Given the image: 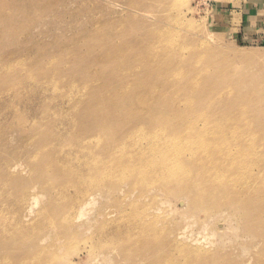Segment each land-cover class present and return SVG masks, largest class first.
Instances as JSON below:
<instances>
[{
	"label": "rangeland",
	"instance_id": "1",
	"mask_svg": "<svg viewBox=\"0 0 264 264\" xmlns=\"http://www.w3.org/2000/svg\"><path fill=\"white\" fill-rule=\"evenodd\" d=\"M247 2L0 0V264L259 262L242 195L214 190L220 167L227 187L264 185V40L233 17ZM200 171L208 213L167 202L176 179L192 206Z\"/></svg>",
	"mask_w": 264,
	"mask_h": 264
},
{
	"label": "bare ground",
	"instance_id": "2",
	"mask_svg": "<svg viewBox=\"0 0 264 264\" xmlns=\"http://www.w3.org/2000/svg\"><path fill=\"white\" fill-rule=\"evenodd\" d=\"M199 80H200V77H199ZM211 144H212V142H211ZM215 155H216V152L214 151V153H213V155L211 156L210 159L213 160ZM174 156H176L175 153H174ZM171 159H169V161H171ZM261 160H262V157L260 155L252 156V158L250 159V163L251 164H255V163L260 162ZM176 162H177V164H180V165H183V166H187L188 165V164H185V162H181V161H176ZM238 163L240 165H243V164H245V161H243V162L238 161ZM218 166L220 167L222 165H218ZM162 167L163 168L166 167V169H167V166L165 164ZM202 168H206V167L202 166ZM220 169L223 170L224 173L219 171V168H216L214 170V172H215V174L217 176L214 179V181H217V180H218V182L223 181V184H222V186L220 188L219 187H215L214 188V190H219L220 191L219 192V198H217V200L222 199V202H224V201L231 202L233 200V196H234L235 193H239V194L242 195V199L239 200V203L237 204L238 205L237 208L239 210H241V212L243 214V217L245 219L252 220V228H255L257 233H258L257 236L262 238V240H263V249H264V220H262L261 218H260L259 222L256 220V219L259 218L260 213H264V185L261 186V183H254V184L250 183L247 186H242V185L237 186V188L233 187V186H231V187L228 186L227 187L225 185L230 182V181H228V178H229L230 175H229V173H228V171L226 170L225 167H220ZM250 176L249 177L244 176V177L247 178L248 180H253V178L250 177ZM210 177H211L210 174L208 172H206V171H200L198 173V176H195V178L199 179V181L202 182V183L200 185H196L193 190H191V189L189 190L188 195L191 198V205L194 206V207L189 206V203H188L187 199L183 195V192L186 191L187 186H184V184H182V182H177L176 179H175V181H176L175 186H174V188L172 190L174 192H181V193L179 195L175 196L176 197L175 200L166 198L167 202H169L171 204L174 203V202H177V203L179 202L183 207L185 206L184 208H187L189 210H191L192 208L193 209L197 208V209H203L206 213H208L211 209H206V208H204V207H202L200 205L205 203V202H207V201L212 202V204L214 205V201H213V186H212V184L208 188H204V184L210 181ZM211 181H212V179H211ZM232 185H234V184H232ZM243 195L246 197V200H244ZM158 197H161V195L159 194ZM156 198H157V196H156ZM159 201L157 200L158 204H159ZM167 205H168V209H166V211H164V212L162 211V212L166 216H169L170 213H171L170 211L172 210V207L169 204H167ZM258 208H260V211L258 210ZM152 210H155V211H157L159 213L161 211L159 206H158L157 209H152ZM180 210H182V209H180ZM185 218H183V219H185ZM214 218H217L218 220L214 223L213 232L211 234H212V236L215 239L221 240L220 237L225 236L226 232H227L226 230H223V229L229 228V227H227L228 224H229L228 220L221 219L222 218V214H215L213 217H212V214H208L207 217L203 220L202 224H204L206 222H210ZM255 220L259 224V229H257L258 227H256V225H258V224L255 223ZM182 223H185V222L182 221ZM249 225L251 226V221L249 222ZM181 229H182V227H181ZM184 229H185V227L183 228V230L181 232H184L185 231ZM246 229L248 230L249 228H246ZM17 233L18 232H16V234ZM22 236H23V234L19 230V234L17 236V239L14 241L13 244L14 245L20 244L22 242ZM232 255L233 254H231V252L229 254H226V255H217L215 253V251H212L211 254L208 257L213 259V260H211L212 264H237L236 260H234ZM258 260H259V262L257 264H264V251L260 255ZM199 264H203V263L200 262Z\"/></svg>",
	"mask_w": 264,
	"mask_h": 264
},
{
	"label": "crops",
	"instance_id": "3",
	"mask_svg": "<svg viewBox=\"0 0 264 264\" xmlns=\"http://www.w3.org/2000/svg\"><path fill=\"white\" fill-rule=\"evenodd\" d=\"M234 13L233 17L241 22L243 35H249L248 37L252 39L264 40V0H248L247 8ZM226 24L230 26L229 22Z\"/></svg>",
	"mask_w": 264,
	"mask_h": 264
}]
</instances>
